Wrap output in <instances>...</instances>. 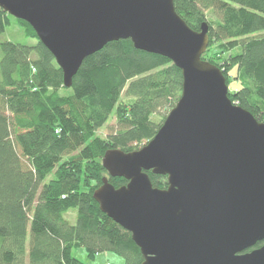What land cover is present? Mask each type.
I'll use <instances>...</instances> for the list:
<instances>
[{"label": "trees", "instance_id": "16d2710c", "mask_svg": "<svg viewBox=\"0 0 264 264\" xmlns=\"http://www.w3.org/2000/svg\"><path fill=\"white\" fill-rule=\"evenodd\" d=\"M174 4L195 32L208 24L210 44L221 52L210 56V46L203 60L223 72L228 88L236 70L240 89L230 88V99L264 123V0ZM14 24L35 44L4 40ZM183 81L169 59L122 40L85 59L67 89L30 24L0 9V264H84L74 256L78 248L91 258L113 252L125 264H142L131 233L93 197L108 178L106 152L139 151L153 140L168 116L154 118L170 114ZM115 112L122 128L97 136ZM148 174L155 188L168 187L167 177ZM109 180L116 188L128 183Z\"/></svg>", "mask_w": 264, "mask_h": 264}, {"label": "water", "instance_id": "95a60500", "mask_svg": "<svg viewBox=\"0 0 264 264\" xmlns=\"http://www.w3.org/2000/svg\"><path fill=\"white\" fill-rule=\"evenodd\" d=\"M0 9L30 24L67 89L85 59L122 40L181 69V97L157 136L139 151L108 150L93 197L131 233L142 264H264V123L203 60L208 24L195 32L174 0H0Z\"/></svg>", "mask_w": 264, "mask_h": 264}, {"label": "rangeland", "instance_id": "374dc122", "mask_svg": "<svg viewBox=\"0 0 264 264\" xmlns=\"http://www.w3.org/2000/svg\"><path fill=\"white\" fill-rule=\"evenodd\" d=\"M4 40L11 41L13 43H20V44H28V45H34L35 42L32 40L28 39L24 33L22 32V29H20L16 24L8 27L6 29V32L4 33ZM211 49L209 52L210 56H213L217 53L221 52V49L219 45H211ZM230 76L232 77L233 82L231 83V89L233 90H239L240 84L235 80L236 76V70H233L231 72ZM230 89V90H231ZM162 115L159 118H154L156 119V122L160 123L163 121L165 116H168V112H161ZM118 115L115 113L112 114V117L110 120L107 122L105 125V128L102 130L98 131L96 133L97 136L103 137L106 139V137L113 133L116 130H119L122 128L120 126V122L118 120ZM144 145H147V141L143 142ZM67 219L69 220L71 225H75L77 221V214L76 211H70L69 213L66 214ZM74 256L78 260H80L84 264H125V261L123 258L120 256L116 255L115 253H100V255L95 256L94 258L88 257L87 252L84 248H78L77 250L74 251Z\"/></svg>", "mask_w": 264, "mask_h": 264}, {"label": "flooded vegetation", "instance_id": "af4514ba", "mask_svg": "<svg viewBox=\"0 0 264 264\" xmlns=\"http://www.w3.org/2000/svg\"><path fill=\"white\" fill-rule=\"evenodd\" d=\"M263 245H264V243H263ZM262 247V246H261Z\"/></svg>", "mask_w": 264, "mask_h": 264}]
</instances>
